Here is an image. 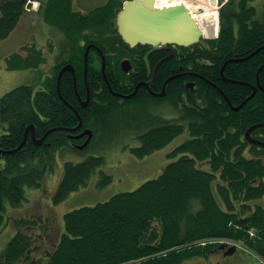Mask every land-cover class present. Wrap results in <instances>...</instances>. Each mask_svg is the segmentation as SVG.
<instances>
[{
    "label": "trees",
    "instance_id": "obj_1",
    "mask_svg": "<svg viewBox=\"0 0 264 264\" xmlns=\"http://www.w3.org/2000/svg\"><path fill=\"white\" fill-rule=\"evenodd\" d=\"M73 1H40L42 19L58 28L67 42L66 53L57 57L52 74L44 76L38 86L20 84L0 97V228L5 218L11 219L5 215L7 206L23 202L25 187H42L59 150H79L69 145L65 134L58 142L57 129L46 134V143L37 145L31 129L27 130L29 125L40 137L50 128L76 126L79 114L82 125L96 131L110 113L151 108L155 114L160 103L168 102L177 116L169 119L158 112L145 113V120L133 128L144 129L136 136L141 146L132 152L138 156L152 153L188 128L191 137L168 154L177 158L133 190L64 213L60 236L47 237L53 241L48 245L52 249L43 244L45 257L31 259L29 264H183L186 258L216 253L229 242L238 243L236 253L264 264V147L244 138L249 126L264 122V90L260 89V85L264 89V0L260 6L255 0H227L219 10L216 38L181 47L182 52L170 61L176 67L172 70L169 63L158 62L156 75L161 76V84L179 74V64L204 78H196L191 90L185 88L181 76L173 77L167 82V95L158 99L142 95L140 89L131 98L118 95L133 91V82L130 89L119 86L109 66L105 76L102 56L95 48L88 53L91 93L87 99L83 72L89 43L101 48L107 63L117 65L118 74H123L119 60L142 45L130 48L117 31L115 18L123 1L106 0L86 12L74 10ZM25 13V0H0V39L9 35ZM28 50L25 56L10 54L7 67L37 68L44 56L35 46ZM69 61L76 67V84L70 70L57 79L60 67ZM252 86L256 87L254 96L238 108ZM85 99L88 103L83 106ZM252 135L264 140V126L255 128ZM103 162V157L93 155L76 163L65 161L52 202L58 204L85 186ZM101 175V184L111 180ZM32 218L16 220L18 229L1 250L0 264L28 263L37 232L50 225L43 223L41 215ZM235 258L254 262L241 253Z\"/></svg>",
    "mask_w": 264,
    "mask_h": 264
},
{
    "label": "rangeland",
    "instance_id": "obj_2",
    "mask_svg": "<svg viewBox=\"0 0 264 264\" xmlns=\"http://www.w3.org/2000/svg\"><path fill=\"white\" fill-rule=\"evenodd\" d=\"M105 1L74 0L73 8L77 11L86 12L92 7L103 4ZM223 1L221 0V2ZM262 2L263 0H255L254 3L260 6ZM26 7V14L21 17L16 27L6 38L0 39V97L5 92L20 84L38 86L43 80L44 75L52 74L54 66L59 62L57 57H60L61 53H66L67 42H64L61 31L45 22L40 15L42 3L37 0H30V2H26ZM187 9L191 14H198L205 10L204 7L193 9L189 6H187ZM216 15V21L218 23V14ZM29 46H35V48L40 50L44 56L43 62L37 68L9 69L6 58L14 52H18L23 56L27 55ZM154 110L169 119L175 118L178 114L175 108L168 102L160 103V108ZM145 113H149L151 116L156 114H154L151 108L110 113L99 122V129L95 131L88 147L83 150H59L54 155L52 167L45 174L42 187L39 189L25 187V198L23 202L17 206H7L5 215L8 214L11 219L8 220L5 218L6 222L0 228V252L17 231L16 220L25 218L33 219V215H41L43 217V223L47 221V224H50L49 228L42 232H37L39 235L36 234L37 237L33 240L30 249L32 257L28 263L19 261L16 264H29L31 259L34 258L43 259L45 257L44 249L53 243L50 240L51 238L47 237H50L52 234H57L59 237L64 229V213L81 205L107 200L115 193L133 190L145 180L158 176L170 161L175 160L177 156L173 158L168 154L178 144L191 137L188 128H185L167 145L152 153L138 156L132 152V148L141 146V142L136 136L144 128L142 127L143 129L140 128V130L133 128H137L136 125L145 120ZM131 129L133 131H130ZM88 155L103 157L104 162L95 169V172L91 175L85 186L72 192L65 200L58 204L52 202V194L63 174L64 162H80ZM101 173L105 176H110L111 180L101 184L99 182L101 180L100 178H102ZM262 202L264 203V201ZM45 239L46 241L49 240L48 244L44 243ZM36 241L41 242V246ZM43 244L47 246L44 247ZM232 244L238 245L236 242L228 243V245ZM47 249L51 250L52 246H48ZM240 253L242 256H246L248 261H256L254 257L247 256L242 252H234L226 256H219L218 252H214L207 256L197 255L186 258L183 264H213L220 257L232 262V259ZM246 262V260H243V263L240 261L239 264H246Z\"/></svg>",
    "mask_w": 264,
    "mask_h": 264
},
{
    "label": "water",
    "instance_id": "obj_3",
    "mask_svg": "<svg viewBox=\"0 0 264 264\" xmlns=\"http://www.w3.org/2000/svg\"><path fill=\"white\" fill-rule=\"evenodd\" d=\"M209 1L213 5L217 3V0H209ZM116 25L119 35L121 36L123 41L126 42L130 47H134L138 44H143V45L147 44L153 46V48L150 51H154L166 45H173V46L177 45V46L187 47L198 43L202 37L201 29L199 28L198 24L192 18L188 9L184 5H173V6L158 8L153 6L151 3H149V0H125L123 2L122 8L117 13ZM173 46L169 47L171 51L170 55H172L174 52ZM91 47H94L99 52V54H101L102 67L104 65L105 57L102 53L101 48L98 47L95 43H89L84 51V80L86 79L88 51ZM147 54L144 57L145 59L147 57ZM120 66L124 72H128L129 69L131 68V63L128 59H123L120 63ZM156 68L157 65L154 68V72ZM65 70H70L73 73L74 82L76 84L75 71L71 63H67L61 67L57 79L59 80L62 72ZM179 75L180 74L170 76L163 84V89L159 93H156L154 95L163 96L165 94L164 87L166 82L169 79H172L173 77ZM188 85L192 87L193 83L188 82L186 84V87H188ZM252 88L253 91L251 92V94L247 96L243 100V102H241L238 108L243 106L247 100H249L252 96H254L256 92V87L252 86ZM260 89L264 90L263 87H261V85H260ZM57 90H58V85H57ZM133 93L128 94L125 97H129L133 95ZM235 109H237V107ZM78 119H79V123L72 128H65V127L50 128L46 132V134L51 132L53 129L77 130L78 128L81 127L82 124L81 117L79 114H78ZM261 126H264V122L251 125L245 131L244 136L249 142L264 147V141L255 139L250 134L253 129ZM28 129H31L33 131L34 129L33 125L32 124L29 125L27 127V130ZM46 134L41 138H39L36 144L42 143ZM85 134H88V137L82 145L78 146L81 149L84 148L90 142L93 135V131L89 128H86L79 135L75 136L78 137ZM33 138H35L34 135ZM24 141L25 139L17 148L21 147ZM221 248H223V246H221ZM236 248H237L236 245L229 246L228 249L224 252V255L233 254L236 251ZM215 264H222V263L216 262Z\"/></svg>",
    "mask_w": 264,
    "mask_h": 264
},
{
    "label": "flooded vegetation",
    "instance_id": "obj_4",
    "mask_svg": "<svg viewBox=\"0 0 264 264\" xmlns=\"http://www.w3.org/2000/svg\"><path fill=\"white\" fill-rule=\"evenodd\" d=\"M37 1L40 2V1H44V0H37ZM25 2H30V0H25ZM184 6L187 8L186 4H184ZM196 15H197L196 13H192V17L195 20H196V18L194 16H196ZM211 33L212 34H210V36L211 37L214 36L215 33H216V29L214 28V30ZM169 47H170V45H166V46H163V47H161L159 49H156L154 51H150L153 48V46L142 45L137 50H135L134 52L133 51H131V52L127 51V55L128 56H123L119 60V62H118L119 68H120V61L122 59L126 58V59H128L130 61L131 69L128 72H126V73L123 72V74H118L116 72L117 65L115 63L113 65L111 63H109V62L107 63V61H105V60H104L103 67H102V61H101V72L103 74H105V76H107L106 73H105V68H106V66H109V68L112 71L111 73L113 74L115 80H117V82H118V85L126 87L127 89L131 88L132 82H133V86H132V90L133 91H131V92L127 93V94H125V93L119 94L118 93V95H120V96H127L128 94H130L132 92H135L133 95H131L129 97H125V98H131L132 96L136 95L138 90L140 89V90H142V95H146V96L148 95V96H150V97H152L154 99L164 98L167 95V93H168V90H167V82L168 81L166 82L165 87H164L165 94L163 96L154 95L156 93H159L163 89V84L165 83V80H163L162 84L160 83L161 82V76H159L157 78V75H156L158 67L156 68L155 72H154V68L156 67L158 62H160L159 64H161L163 62H166L165 65L166 64L168 65V63H169L171 65V70L174 69L175 65L173 63H170V61L173 60L178 53L182 52L181 51V47L176 45V46H173L174 47V52H173L172 55H170L171 51H170ZM91 48H93V47H91ZM90 49H89V51H90ZM89 51H88V53H89ZM158 52L160 53V55L158 56V58H155L156 57V53H158ZM146 54H147V57L145 59L144 57H145ZM186 57H187V55L184 54V58H186ZM69 63H72V62L69 61ZM72 65H73V63H72ZM73 67H74L75 76H76V80H77V74H76V69H75L76 67L74 65H73ZM87 69H88V58H87ZM178 69H179V74H181V75H179V76H181L180 78H182V80H184L183 81L184 82V86H185V83H187V82H193L194 83L193 88H194L195 84H196V78L204 79L203 77H201L199 75V73H197V72L193 71L192 69H190V66H186L185 65V68H184V66L182 64H179ZM142 72H144V77L143 78L139 77ZM83 86L85 88L86 96H87V99H88V97H89V95L91 93V90H90V87H89V84H88V81H87V71H86V79L85 80L83 79ZM58 90H59V86H58ZM191 90H193V89H191ZM87 99L83 100V102H82L83 106L88 103ZM86 128L91 129L95 133V130L92 127L83 126L81 124V127L79 129H77V130H69V132H67L68 131L67 130L66 133L63 132V129H57V130H59V134H58V136L56 135L55 139L58 142H62V138H63L62 135L65 134V136L68 138L69 145H71V147H73V146L77 147V146H79V145H81V144H83L85 142V140L87 139V135H81V136H78V137H75V136L79 135ZM30 132H31L32 140L35 143L39 140V138H41L42 136H44L46 134V133H44L42 136L38 137L35 134V129H33V131L30 130ZM33 135H34L35 138H33ZM46 136H45V138H46ZM45 138L42 141V143H40V144L46 143L47 140ZM37 144L40 145L39 143H37ZM219 261H221L222 264L233 263V262L226 261L225 259H220ZM239 262L240 261L237 258H235L234 264H237Z\"/></svg>",
    "mask_w": 264,
    "mask_h": 264
},
{
    "label": "bare ground",
    "instance_id": "obj_5",
    "mask_svg": "<svg viewBox=\"0 0 264 264\" xmlns=\"http://www.w3.org/2000/svg\"><path fill=\"white\" fill-rule=\"evenodd\" d=\"M161 1V2H160ZM149 2L158 8L168 7L173 5H184L186 4L190 8H205L204 11L200 12L196 16V23L199 25L204 36H210L211 32L218 26L217 23V3L211 4L209 0H149ZM190 12V11H189ZM191 14V12H190ZM192 16V14H191Z\"/></svg>",
    "mask_w": 264,
    "mask_h": 264
},
{
    "label": "crops",
    "instance_id": "obj_6",
    "mask_svg": "<svg viewBox=\"0 0 264 264\" xmlns=\"http://www.w3.org/2000/svg\"><path fill=\"white\" fill-rule=\"evenodd\" d=\"M253 264H256V262L254 261Z\"/></svg>",
    "mask_w": 264,
    "mask_h": 264
}]
</instances>
